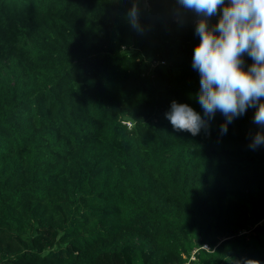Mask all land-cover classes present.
<instances>
[{
  "label": "trees",
  "instance_id": "obj_1",
  "mask_svg": "<svg viewBox=\"0 0 264 264\" xmlns=\"http://www.w3.org/2000/svg\"><path fill=\"white\" fill-rule=\"evenodd\" d=\"M130 2L0 0V264H264L254 110L174 131L199 37Z\"/></svg>",
  "mask_w": 264,
  "mask_h": 264
},
{
  "label": "clouds",
  "instance_id": "obj_2",
  "mask_svg": "<svg viewBox=\"0 0 264 264\" xmlns=\"http://www.w3.org/2000/svg\"><path fill=\"white\" fill-rule=\"evenodd\" d=\"M131 0L125 12L129 27L143 35L144 5ZM170 20L191 25L199 42L191 67L199 74L197 102L202 115L187 103L173 100L165 112L174 131L192 136L210 134L217 113L223 117L221 136L235 119L253 109L249 148L264 146V0H167ZM248 58V59H246ZM250 60V62H248ZM249 264V262H245ZM255 264H259L256 261Z\"/></svg>",
  "mask_w": 264,
  "mask_h": 264
},
{
  "label": "built area",
  "instance_id": "obj_3",
  "mask_svg": "<svg viewBox=\"0 0 264 264\" xmlns=\"http://www.w3.org/2000/svg\"><path fill=\"white\" fill-rule=\"evenodd\" d=\"M149 6V2L146 4V5H144V7H148ZM202 247H205V248H207L208 246H207V244H203V245H201Z\"/></svg>",
  "mask_w": 264,
  "mask_h": 264
},
{
  "label": "rangeland",
  "instance_id": "obj_4",
  "mask_svg": "<svg viewBox=\"0 0 264 264\" xmlns=\"http://www.w3.org/2000/svg\"><path fill=\"white\" fill-rule=\"evenodd\" d=\"M185 264H188V263H185Z\"/></svg>",
  "mask_w": 264,
  "mask_h": 264
}]
</instances>
